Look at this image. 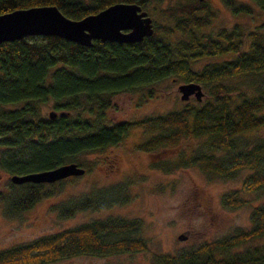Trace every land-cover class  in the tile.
<instances>
[{
    "label": "trees",
    "instance_id": "1",
    "mask_svg": "<svg viewBox=\"0 0 264 264\" xmlns=\"http://www.w3.org/2000/svg\"><path fill=\"white\" fill-rule=\"evenodd\" d=\"M0 0V14L53 5L78 20L116 3H134L152 19L153 33L138 43L93 41L84 47L56 36H30L0 44V170L9 177L51 170L68 163L86 168L80 156L119 145L134 128L151 132L138 149L150 152L183 139L201 146L175 167L196 166L206 174L233 179L249 171L247 192H264V30H203L214 18L207 1L184 0ZM260 8L264 0H251ZM234 13L249 6L223 0ZM209 60L200 68L194 64ZM197 83L206 90L200 102L140 119L111 121L109 111L122 95L139 102L155 95L166 79ZM180 85V84H179ZM203 92V91H202ZM49 106L58 113L44 115ZM161 165V163H159ZM84 172V173H85ZM66 179L51 184H13L0 190V208L11 218L45 197L57 194ZM128 181L93 187L56 206L61 219L126 203ZM238 191L221 197L222 206L246 203ZM247 229L181 250L154 256L152 264H264V246L229 253L264 237V204L253 206ZM137 219L95 218L57 233L0 250V264H52L77 256L108 257L147 248Z\"/></svg>",
    "mask_w": 264,
    "mask_h": 264
},
{
    "label": "rangeland",
    "instance_id": "2",
    "mask_svg": "<svg viewBox=\"0 0 264 264\" xmlns=\"http://www.w3.org/2000/svg\"><path fill=\"white\" fill-rule=\"evenodd\" d=\"M176 1L165 0L161 6ZM214 11V18L203 30L215 33L220 28L234 27L245 30H264V7L260 8L251 0H235L249 6L251 15L234 14L223 0H205ZM151 19L156 13H148ZM209 60L194 64L200 68ZM177 79L163 80L155 87V95L139 102L138 95H122L115 101V109L109 111L111 121L140 119L164 114L182 107ZM203 97L206 90L202 87ZM191 96L187 102H194ZM45 116L58 113L49 106L43 107ZM151 132L134 128L116 147L104 152L80 156L86 168L81 176L68 177L61 190L38 201L19 215L8 218L0 208V250L29 242L43 235L60 232L95 218L119 216L140 221V234L146 240L147 248L134 254L108 257L77 256L52 264H152L154 256L177 254L202 242H210L247 229L251 222L249 214L253 206L264 204V192L245 191L242 181L249 171L243 170L233 179H223L202 172L196 166L175 167L178 161L197 150L202 144L198 139H183L175 146L159 147L150 152L138 149ZM257 136L264 137V130ZM161 163V165H159ZM10 177L0 170V190L6 189ZM128 181L129 199L126 203L100 211H82L61 219L56 206L70 196H78L93 187L103 188ZM236 190L246 199L237 209L221 204V197ZM185 235V240L177 239ZM254 245L264 246V237L249 242L229 253Z\"/></svg>",
    "mask_w": 264,
    "mask_h": 264
},
{
    "label": "water",
    "instance_id": "3",
    "mask_svg": "<svg viewBox=\"0 0 264 264\" xmlns=\"http://www.w3.org/2000/svg\"><path fill=\"white\" fill-rule=\"evenodd\" d=\"M152 33L151 17L134 3H116L78 20L64 16L53 5L18 9L0 14V44L30 36H56L84 47H90L94 40L138 43ZM177 89L181 101H187L191 96L198 102L202 100L203 92L197 83H183ZM49 116L54 117V113H50ZM84 172L85 170L75 163H68L51 170L13 175L10 181L13 184L28 182L51 184L68 177L81 176ZM177 239L185 240L186 236L178 235Z\"/></svg>",
    "mask_w": 264,
    "mask_h": 264
}]
</instances>
